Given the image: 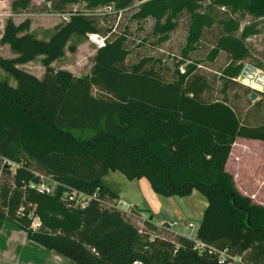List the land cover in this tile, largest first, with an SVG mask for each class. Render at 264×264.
Here are the masks:
<instances>
[{
    "label": "trees",
    "instance_id": "trees-1",
    "mask_svg": "<svg viewBox=\"0 0 264 264\" xmlns=\"http://www.w3.org/2000/svg\"><path fill=\"white\" fill-rule=\"evenodd\" d=\"M133 1L50 0L49 9L67 20L48 39L30 32L28 18L17 24L6 19L0 44L14 57L0 56V69L16 85L0 81V229L9 221L31 242L71 264H218L209 248L226 249L242 264H264V205L239 193L225 170L237 138L264 142V118L258 110L246 111L242 121L223 99L205 100V77L197 73L199 63L189 58L203 30L215 23L212 8L261 18L264 0H208L202 12L204 0ZM76 3L85 5L86 12L67 9ZM33 5L31 0H14L10 7L16 15ZM103 7L111 10L98 11ZM127 11L134 23L152 21L149 35L157 46L169 41L177 17L188 14L185 45L173 71L154 56L129 62V35L117 31ZM220 23L224 34L207 59L213 62L220 51L228 53L220 72L226 87L236 83L249 56L244 40L255 28L246 26L235 37L238 19ZM86 33L105 38L104 46L95 49L90 74L76 77L54 69L52 63L63 57L69 38ZM147 40L143 37L136 45ZM38 57L42 78L19 67ZM109 171L128 180L145 178L163 197L198 191L207 206L195 238L151 220L136 228L128 221L132 211L116 207L119 192L104 181ZM39 174L57 183L54 193L30 188L40 182ZM72 190L91 197L83 208L63 199ZM34 218L39 221L36 229L31 226Z\"/></svg>",
    "mask_w": 264,
    "mask_h": 264
},
{
    "label": "rangeland",
    "instance_id": "rangeland-1",
    "mask_svg": "<svg viewBox=\"0 0 264 264\" xmlns=\"http://www.w3.org/2000/svg\"><path fill=\"white\" fill-rule=\"evenodd\" d=\"M14 0H0V36L5 26V21L10 17L14 23L20 22L26 18L30 20V32L39 39H48L55 28L64 22V16L49 9L50 0H31L34 3L33 8L29 12H24L14 15L11 11V3ZM133 1V4L136 3ZM209 5L208 0L202 1L199 11H207ZM47 7V8H46ZM68 10H77L86 12L85 5L82 3L67 5ZM212 16L215 23L211 28L204 29L201 40L196 44L193 51L189 52V58L197 65V73L205 77L207 88L204 91L203 97L207 101L222 99L232 107L237 117L242 121L246 119V111L258 110L260 119L264 118V95L257 94L255 100H250L248 96V88L236 83H229L224 86L220 72L228 63L229 55L227 52L220 51L217 58L211 62L207 59L208 52L216 46L220 35L224 34L220 20L238 19L240 22L239 29L233 33L236 37L240 36L241 31L246 26H253L255 33L244 40L246 50L249 56L243 59V62H248L253 66L261 64L264 69V17L256 18L254 16L236 12L231 13L230 10L222 7L212 8ZM129 11L124 12L119 18L117 31L123 29L128 33L130 39V54L129 62H136L143 56H154L161 60V64L169 71H173L175 64L180 59L181 50L185 45L186 33L189 25L188 14H181L177 17V27L171 32L168 42L157 46L156 38L150 37L149 32L152 21L145 23H134L129 19ZM102 25L105 22L102 21ZM125 26V28L123 27ZM142 27L140 30L139 27ZM146 37L147 43L143 46H137ZM68 44L63 49V57L53 62L54 69H64L70 71L76 77H85L89 75L93 54L95 48L90 44L86 37L71 36ZM0 56L12 58L14 55L9 50L7 45L0 44ZM186 60L178 70L183 72L185 69ZM20 68L36 76L43 77L44 68L41 63V57L36 58L33 62L24 65H19ZM8 80L11 86H15V80L0 69V81ZM258 100V101H257ZM258 102V109L254 106ZM227 171L233 176L235 187L239 193L246 196H253L256 200L264 202V143L260 141L250 140L244 145L237 144L233 150L231 158L226 167ZM225 169V170H226ZM104 181L121 194V199L130 201H139L137 205H120V209L132 211V215L128 217V221L138 229L145 228L144 221H149L146 209H149L155 215V219L159 218L163 222L177 223L176 227H184L192 222L193 229L199 224V214L201 209V199L204 197L196 191L195 194L186 197L174 196L173 199H166L163 196L155 194L149 187V183L145 178L138 180H128L122 173L109 172ZM45 183H49L54 187V182L50 177L44 179ZM54 185V186H53ZM117 203V207H118ZM154 220H152L153 222ZM166 224V225H167ZM33 226L37 227V222L33 221ZM170 227V226H168ZM188 232L192 231L187 229ZM168 235V234H167Z\"/></svg>",
    "mask_w": 264,
    "mask_h": 264
},
{
    "label": "crops",
    "instance_id": "crops-1",
    "mask_svg": "<svg viewBox=\"0 0 264 264\" xmlns=\"http://www.w3.org/2000/svg\"><path fill=\"white\" fill-rule=\"evenodd\" d=\"M250 140L251 139H247V138H243V137H239L235 140V142L233 143V145L231 147V150L229 153L230 155H229L228 160L226 162L225 169H226L227 164L231 158L233 148L237 144H239V142L241 143V145H244L245 142H248ZM253 141H255V140H253ZM257 141H259V140H257ZM260 142H262V141H260ZM262 143H264V142H262ZM233 182H234V180H233ZM234 186H235V184H234ZM195 193H196V190H192L191 195H193ZM118 197H119L120 203L124 202L127 205L140 206L139 201H130L132 199H129V200L121 199V194H119ZM173 197H165V198L166 199H170V198L173 199ZM250 198L252 199V201L254 203H259V204L264 205V202H262L260 200H256L255 197L250 196ZM200 199H201L200 200L201 201V203H200L201 209L199 212H197V214H199V216H200L199 221L201 219V216H202L204 209L207 206L206 201L203 200L202 198H200ZM144 210H146L147 213H149L148 219H151V222H152V220H154L152 223H154L155 225L156 224L161 225V222H163L161 219H159V218L155 219V215L152 214L149 209L145 208ZM163 223H166V222H163ZM171 224L172 225L169 227L170 231H172V232L174 231L175 233H178L182 236H185V237L191 239V238L195 237V234L197 232V229H198L200 222L195 227V229H193L194 224L192 222L188 223L187 225L183 224L184 227H182V228L181 227L174 228L177 225V223H175V222H173ZM187 229H190L192 231V234H191V232H188ZM0 264H71V262L64 257H62L58 254H55L54 252L49 251V250L45 249L44 247L37 245L36 243L31 242L26 237V234L23 230L22 231L19 230L16 226H14L9 221H4V223L2 224V228L0 229Z\"/></svg>",
    "mask_w": 264,
    "mask_h": 264
},
{
    "label": "built area",
    "instance_id": "built-area-1",
    "mask_svg": "<svg viewBox=\"0 0 264 264\" xmlns=\"http://www.w3.org/2000/svg\"><path fill=\"white\" fill-rule=\"evenodd\" d=\"M101 10H107L110 11L111 8L110 7H103L101 8ZM64 16V21L67 20V15H62ZM86 39H88V41L90 42L91 45L94 46L95 49L97 48H101V46H104L105 44V38L102 36H99L98 34H94V33H86L85 35ZM234 81L242 86L247 87L251 92H256L257 94H261L264 95V69L260 68L256 65H252L248 62H242L241 63V67H240V71L237 74V77L234 79ZM14 166V165H13ZM40 176V182L37 185H33V184H29L30 188L32 189H36L40 192H45V193H49L52 194L54 193L53 190L55 188V186L57 185V183L54 181V187L50 186L49 183H45L44 179H46L45 176L39 174ZM95 197V195L93 196ZM63 199L66 200L67 202H70L71 205L73 206H78L80 208H83L88 200L91 199L90 196L85 197L82 194H78L77 191L72 190L70 194L65 193L63 194ZM118 208L120 209V205H125L127 206V204H125L124 202L120 203L118 200ZM117 207V204H116ZM120 210H125L126 209H120ZM33 221L36 223L37 222V227H38V223L39 221L34 218L32 220L31 226H33ZM163 222H161L162 224ZM171 223H168V226H171ZM191 225V224H190ZM189 225V226H190ZM36 227V228H37ZM34 229H36L33 226ZM195 237H193L194 239ZM196 245L199 249H203V244L200 243L199 241L196 240ZM207 253H212L214 255L217 256V263L218 264H242V261L240 259V257L238 256H233L230 255L227 250H215L213 248H209ZM137 264V263H136Z\"/></svg>",
    "mask_w": 264,
    "mask_h": 264
},
{
    "label": "water",
    "instance_id": "water-1",
    "mask_svg": "<svg viewBox=\"0 0 264 264\" xmlns=\"http://www.w3.org/2000/svg\"><path fill=\"white\" fill-rule=\"evenodd\" d=\"M248 96H249V99L252 101V100H255L257 93L255 91L250 92Z\"/></svg>",
    "mask_w": 264,
    "mask_h": 264
}]
</instances>
